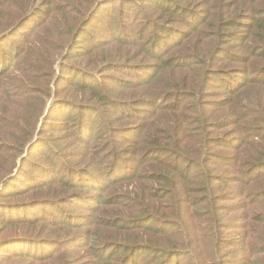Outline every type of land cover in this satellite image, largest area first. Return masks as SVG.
Masks as SVG:
<instances>
[{
    "label": "trees",
    "instance_id": "16d2710c",
    "mask_svg": "<svg viewBox=\"0 0 264 264\" xmlns=\"http://www.w3.org/2000/svg\"><path fill=\"white\" fill-rule=\"evenodd\" d=\"M188 2L12 0L1 6L0 42L18 35L36 16L48 19L29 43L22 48L15 47L13 61L10 56L0 63V129L12 131L8 133L10 139H14L12 146L0 145V173H4L0 176V188L3 186L0 227L11 224L4 222L7 220H3L1 212L4 203L1 199L6 196L25 195L37 188L40 191L34 195L57 199L38 202L43 209L52 207L59 211L54 217L55 223L44 225L46 228L41 232L45 237H52V240L47 238L55 244L50 247L57 250L59 246L56 255L43 258L47 262L57 258L66 264H80L72 251L81 250L85 245L87 256L92 258L90 264H264V0H202L193 7L187 6ZM112 3L136 11L131 21L137 25L142 23L136 34L120 33L115 26L109 29L92 24L98 22L99 16H96L102 9L111 7ZM179 12L182 13L181 27L173 24L174 15ZM186 12L191 19L184 14ZM183 14L187 18H183ZM200 15H204V20ZM150 24L155 28V39L149 40L152 45L147 50L136 43L148 40L143 33ZM89 26L100 29L105 35L117 31L114 32L117 36H108V40L101 43L105 37L100 32H97L100 35L88 32ZM108 30L111 31L107 34ZM232 36L237 40L235 47H242L241 53L222 48L228 46V37ZM82 37L88 42L78 45ZM170 40L175 42L172 46H169ZM106 49L115 51L114 59L105 56ZM225 57L242 68L233 69L230 64H224ZM69 58L91 60L90 80L98 81L101 87L90 83L80 85L75 79L70 83L82 90L77 92H86V98L76 95V100L66 101L64 95L74 93H68L66 87H56L70 82L60 73ZM104 63H110L111 68L132 65L139 69L136 73L140 84L134 86L137 87L134 89L136 98L117 96L106 86L107 79L102 74L108 71ZM76 70L71 73H82L81 67ZM222 73L226 75L223 79L226 83L215 80ZM18 74L29 77L23 93L18 87L23 78ZM148 76H152L150 81ZM213 78L215 88L217 81L224 83L223 92L209 90ZM143 81H149L150 85L141 87ZM129 83L134 85L130 80L122 82ZM79 97L82 100L78 102ZM53 98L55 102L49 106ZM165 98L171 99L164 104ZM134 101L141 106H134ZM12 106H19L24 114L7 112ZM59 108L67 111L61 116L79 119L78 134L74 138L84 145L77 154L85 158L93 155L85 149L90 150L89 143L100 150L102 142L94 137L102 130L108 135L118 132L112 121L114 112H121V120L137 117L142 122L138 132H131V136L138 138L132 153H141L142 161L123 150L126 158H122L125 164L121 168L122 176L105 181L99 177L88 178L87 185L91 184L100 192L108 188L107 181H113V192L107 199L96 194L95 204L89 209L91 220L87 222H83L81 215L73 218L69 215V219L66 215L69 210L63 206L67 199L74 197L75 180L74 184L65 180L61 189H57L52 187L58 181H55L54 169L42 170L47 178L42 177V181L24 170L25 167L30 171L37 169L34 163L27 164L23 156L43 118L40 134L50 128L65 131L64 127H69L70 124L62 126L53 122L58 121L53 114ZM93 115L98 118L92 119ZM42 141L38 134L28 152L34 151ZM49 145L48 151L63 165L59 156L68 154L67 148L60 151L61 145L56 139ZM148 152L153 160L146 155ZM69 161L64 164L69 178L73 179V161ZM115 164L111 169L113 174ZM22 174L30 179L22 185L21 191L8 192L14 183L24 178L20 177ZM117 179H126L128 185L118 187L121 180ZM122 199H128L132 205H117ZM69 202L70 210L74 205L80 206L75 200ZM82 204L84 208L85 203ZM123 216L134 218L124 219L134 224H116V218ZM149 223L153 226H148ZM80 224L86 226V240L79 244L66 239ZM186 235L190 236L189 241H185ZM79 237L75 240L79 241ZM102 251L108 253L104 260L99 259ZM140 254L142 258L138 261Z\"/></svg>",
    "mask_w": 264,
    "mask_h": 264
},
{
    "label": "rangeland",
    "instance_id": "374dc122",
    "mask_svg": "<svg viewBox=\"0 0 264 264\" xmlns=\"http://www.w3.org/2000/svg\"><path fill=\"white\" fill-rule=\"evenodd\" d=\"M11 1L12 0H0V11H1L2 5H5L6 3H10ZM176 1H180V0H176ZM187 1H189L187 3V6L193 7L194 5L197 4V1H202V0H187ZM112 4L113 5L111 7L105 6L102 9V12L96 16V17L99 16L98 22L92 23V24L93 25L95 24L104 25V26H107L109 29L115 26L117 29H119L120 33L130 34L131 32V34H136L139 31V28H140L139 26L142 24L140 23L139 25H137L134 21H131V19H133V17L135 16L136 11L131 10L128 7L122 9L118 3H115V4L112 3ZM6 7L10 11L9 6L6 5ZM184 14L188 16V19H191V16L189 15V13L186 12ZM184 14H183V18H187ZM180 17H182V13L180 12L176 13L174 15L173 24H177L178 26L181 27L182 25L181 23H179ZM200 18L201 20H204L205 17L204 15H200ZM38 19H40L39 16H36L26 26L24 30L22 29V31H20L18 35H14L11 38L9 37V39L4 40L3 42H0V55H1L0 63L1 64L5 60H7L10 56H11V60L13 61L14 59L13 56L15 55V52H14L15 47L18 46L22 48L25 43H29L33 37V34L38 29H40L42 25H45L48 21V19H40V20ZM140 20H144V19H140ZM126 22H129V23H126ZM129 24H130V30H128ZM60 25H62V23H60ZM204 28H205V25H204ZM144 29L146 31H144L143 35L145 38L147 37L148 40L144 42L139 41L136 44L144 45L146 49L149 50V48L152 45V43H149V40L151 38L155 39V37L153 36L155 33L154 32L155 28H153L152 24H150L148 25L147 28H144ZM87 30L88 32H93L96 35L101 34L102 36H104L105 39L102 40L101 43L106 42L108 40V36H111V35L117 36L114 33L117 31H113L109 33V31L111 30H108L106 33L107 34L109 33V34L105 35L100 29L94 28V26H89ZM97 32H100V34H98ZM240 32H244V30H241ZM87 42H88V39L86 37H82L81 39H78L77 44L84 45V44H87ZM169 42H171L169 46H172L175 43L172 40H170ZM236 42L237 40H235L233 36L228 37V42H227L228 46H224L222 48L227 51L231 50L234 53H241L243 49L242 47H235L237 46ZM133 43L135 42L133 41ZM114 52H115L114 50L106 49V52L104 54L110 60V59H114V56H113ZM165 57H166V53L163 55V58ZM223 61H224V64H230V67L233 69L242 68L237 64V62H230V59L228 57H225V60ZM81 62H85V63L81 65ZM135 62H138V60ZM151 62L152 64H154L155 59L151 60ZM124 63L128 64L125 61ZM91 64H92L91 60L87 58H84L81 61H78V59H75V58L74 59L69 58L65 60L64 62L65 69L63 71L61 70L60 73L63 74V76H67L68 78L67 81H70V82H66V83L62 82L56 87L58 88L66 87L68 93H74L71 95L69 94V96L68 94H65L64 96L66 98V101L76 100V95L81 96L83 98H86V95H87L86 92H77V91H82V90L80 88L78 89L74 88V86L70 85L72 79H75L76 82H78V84L80 85H84L85 83H90L91 85L97 84L96 86L100 85L98 81L90 80L89 73H90V69L92 66ZM104 65L106 66L105 68L106 71H108L105 74H102L107 79L105 83L106 86H109V89L113 91L117 96H121L126 99L136 98L137 93L134 91V89L137 87H134V86H138L140 84V80L139 78H137V73H136V72H139L137 71L139 69H137L136 67H133L130 64H129L130 67H121V68H117V67L111 68L110 63L109 64L104 63ZM151 66H154V65H151ZM79 67H81L82 69V73H80V75L79 74L77 75L75 71L74 73H71L73 69L76 70V68H79ZM155 70L156 69H154L153 72L151 73L148 72V73L152 75ZM111 76L113 77V81H110V79L112 80ZM225 77L226 75L222 73V75H219L215 80H218V81L222 80L224 83H226L227 81L223 80ZM20 78H23V82H22V85L20 84L18 85V87L20 89V92L23 93V90L25 88L24 85L27 84L26 82L29 77H26L25 75L22 74V76L20 75ZM116 78L120 84L116 81ZM151 78L152 76H148L149 81ZM129 80L132 81L134 85H132L131 83H129V85L122 84L123 81H129ZM213 81H214V78L212 79V85L210 83L209 90H211V92H216L218 94L220 92H223L224 83H219L217 81L218 86L215 88V86L213 85ZM148 82H144L143 83L144 85L141 87L145 88L149 86L150 83ZM98 87H101V86H98ZM23 96H24L23 94H20L19 97L23 98ZM81 97L78 98V102L82 100ZM170 99L171 98H165L163 103L166 104L167 101H169ZM57 100H60V99H57ZM52 102L53 103L55 102V98L51 99L49 106L52 104ZM185 103H188V100L185 101ZM133 105L141 106V103H139L138 101H134ZM48 109L46 113L48 112ZM139 109L145 110V107H139ZM7 112L24 114V110L20 108L19 106H12L8 109ZM56 112L57 113H54L53 115H55V118L58 121L53 120V122L54 123L58 122L59 125H62V126H64L65 124H70L69 127L67 128L64 127V129H66L65 131H57L56 129L50 128L44 134L42 130L41 131L42 134H40L39 132L42 129L41 123L44 119L43 118L38 126V129H37V132L35 133L34 138L27 145L26 153L23 156L27 158L26 159L27 164H30V162L34 163L35 164L34 166H37V169L30 171L28 167H25L24 170L26 172H29L30 175L33 174L31 176L41 180L42 177L47 179L46 176L43 175L42 170H45L48 168L54 169L56 171L55 181L57 180L58 181L54 183L52 187L57 188V189H61L62 183H64L65 180H68V181L70 180V183L72 184L76 182L77 187L73 189L74 197L67 199L66 204H63V206L67 208L66 210H69V214L66 213L60 207L58 209H61V211L66 213L69 219H71L70 216H72L73 218V216L81 215L84 217L83 222H87L91 220V212L89 211V209L93 208L95 204L93 199L96 196V194H100V197L104 195V199H107L110 193L113 192L112 190L113 181H107V184L109 185L108 188L100 192L95 187H93L91 184L87 185L89 181L88 178L94 179L95 177H99V178H102L103 181H105L106 178L112 179L117 176L123 175L121 173V168L125 166V164L122 163V158H126L125 156L126 154L124 153L123 150H127L132 153L131 149L136 144L138 138L135 135L131 136V132L134 130L138 132V130H140V125L142 124V122H141V119H138L137 117H132L131 119H127V121H125L126 118L121 120L119 119V118H123L121 112H114L112 121L118 132H113L111 135L110 134L108 135L106 133L107 131L102 130L99 135L94 137V139L99 138L100 141L102 142L100 150H97V148L95 149V147L93 148L92 143H89L88 148H90V150H94V153L85 147L86 151L89 154H93L92 156H86L85 158L77 154L84 149V145H82L78 139L74 138L78 134L77 129L79 125V119L70 120L68 117H64V115L61 116V114H65V112H67L65 111V108H59L56 110ZM147 112H149V114L151 113L150 111H147ZM124 117H127V116H124ZM83 118L88 119L86 116H83ZM95 118H98V116L93 115L92 119H95ZM152 118L153 117H151L149 121H151ZM1 126L2 125H0V128ZM126 126H129V127H126ZM95 131L97 132L96 125H95ZM8 132L11 133L12 131L8 130ZM8 132H4V130L0 129V136L3 135V138L0 139V145L1 143H4L9 146H12L14 139L13 138L10 139V134ZM122 132H124L127 135L124 137L123 135L120 134ZM38 134L43 139L44 142L43 141L40 142L37 145V147L34 149V151L30 153L28 152L29 145L38 138ZM111 138L113 139V142H111ZM53 139H56L59 142V145H61L60 151H62V149L66 147L67 152H69L68 154L61 153L62 156H59L61 158L60 162L64 166L61 165L57 161L56 157H54L52 152L48 151L47 149V146H50L49 144L50 142H52ZM132 155L134 156L135 159L142 161L143 156L141 155V153L138 154L137 152L135 153V155L132 153ZM146 155L148 156V158L150 157V159L153 160L150 152H148ZM70 159L73 161L72 166L74 170L72 171V175H71L73 179L69 178V170L65 167V164H64V162L65 163L70 162L69 161ZM81 160H85V161L82 162ZM113 164H115L114 174L111 171ZM126 164L129 165V162H126ZM38 165H45V167H38ZM135 167H138V165H136ZM3 174L4 173H0V176ZM8 177H6V180L8 179ZM20 177H24V178L14 183L8 192L13 193V194L20 192L22 189V185L27 182V179L28 180L30 179V176L24 175V174H22ZM31 179L33 178L31 177ZM73 180L75 181L73 182ZM117 180H121V182L118 184V187H124L128 185L127 181H125L126 179H117ZM39 191L40 189L33 188L30 190L29 193L25 195H18V196L10 195V196H6L1 199V201L4 202L3 204H1V207H2L1 212L2 214H4L3 220H7L4 222H11V224L3 225L2 227H0V264H31V263H34V264H66L64 260H57V258L49 262L43 259L49 254L55 253L56 255L57 251L59 250V246L57 247V250H56V247H50V246L55 245L52 241L48 240V239L52 240V237L48 238L44 236V233L43 235L41 234V232L44 231L46 227H48L46 225H48L50 222L55 223L54 217H56V215L59 214V211H57V209L55 210L52 207H46V208L44 207L43 209V207H41L42 203H38V202L46 201V200L56 201L57 199H46L44 196L39 197V195H34L36 192H39ZM72 200L73 201L75 200V203L80 206L74 205L70 210L69 201H72ZM82 203H85L84 208L81 207ZM127 204H129V206L132 205L131 203L128 202V199H122L119 201V203H117V205L119 206H127ZM56 212L58 213L56 214ZM133 215L135 216L136 213H134ZM233 216H236V215L233 214ZM129 218H131V216H123L122 218L118 217L116 218V224H120V226H124L126 223H129L130 225L134 224L133 221L124 220V219H129ZM131 219H134V218H131ZM27 221L36 222V224L34 225L35 227ZM44 225L46 227H43ZM31 226L33 227L31 228ZM148 226H153V223H149ZM85 227L86 226H81L80 224L79 226H77V228H73L72 232L70 233V236L68 235L66 239H71L72 241L79 243V244L83 243L86 240V234H85L86 228ZM123 228L124 227H122L121 231H124ZM76 236H80L79 241L75 240ZM63 238H65V236ZM118 239L122 240V237L121 238L119 237ZM125 239L127 240V237ZM184 239L185 241H189L190 236L186 235L184 236ZM62 252H64V250ZM86 252H88V249L87 247H85V245H83V248L81 250L72 251L73 254L77 255L78 263L90 264L92 262V258L87 256ZM107 254L108 253L105 254L104 251L99 252V259L104 260ZM141 258H142V255L141 254L138 255V259H139L138 261H140Z\"/></svg>",
    "mask_w": 264,
    "mask_h": 264
},
{
    "label": "water",
    "instance_id": "95a60500",
    "mask_svg": "<svg viewBox=\"0 0 264 264\" xmlns=\"http://www.w3.org/2000/svg\"><path fill=\"white\" fill-rule=\"evenodd\" d=\"M38 139V138H37ZM37 139L35 141H33L28 148V151L33 147L34 143L37 141ZM3 187V186H2ZM2 187L0 188V190L2 189Z\"/></svg>",
    "mask_w": 264,
    "mask_h": 264
}]
</instances>
